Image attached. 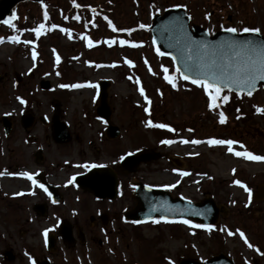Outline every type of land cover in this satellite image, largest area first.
I'll use <instances>...</instances> for the list:
<instances>
[{
    "label": "rangeland",
    "instance_id": "1",
    "mask_svg": "<svg viewBox=\"0 0 264 264\" xmlns=\"http://www.w3.org/2000/svg\"><path fill=\"white\" fill-rule=\"evenodd\" d=\"M177 3L191 11L195 23L205 20L209 30L218 21L237 31L256 26L264 33V0L27 1L13 9V27L0 22V119H10L13 130L9 137L3 136L0 122V264H34L44 258L52 264H178L182 258L205 261L218 254L234 264H264V199L252 200L257 186L264 184V160L235 156L227 145L217 144H211L213 148L201 144L200 152L192 156L184 145L187 140H231L233 151L264 157V91L250 97L224 92L220 97H228L222 101L227 109L222 111L218 105L209 109L203 90L176 76L172 61L153 48L149 26L156 12ZM40 24L44 27L37 35L33 29ZM10 29H15L17 42L9 40ZM168 71L175 88L165 82ZM104 80L109 82L110 122L120 130L116 139L103 134L105 125L96 115L97 85ZM74 84L88 88L71 87ZM235 101L239 111L234 110ZM55 102L60 105V121L74 137L66 145L50 144L46 149L45 159L56 166L54 179L61 186L95 161L114 163L119 154L141 147L161 150L180 163L159 161L145 174L144 182L163 188L179 183L178 194L194 201L213 197L225 213L218 224L210 232L181 222L126 223L117 231L84 234L82 244L71 246L54 232L56 246L47 252L44 235L55 217L34 214L32 197L17 199L32 189L23 174L37 168L30 159L17 157L43 147L51 121L44 125L40 117L52 118ZM221 113L224 123L219 122ZM27 114L34 122L24 131L20 119ZM149 121L168 127L149 126ZM164 140L171 143H161ZM5 172L14 178L6 180V187ZM194 172L202 174L198 183L192 178ZM9 250L14 255L11 261L3 256Z\"/></svg>",
    "mask_w": 264,
    "mask_h": 264
},
{
    "label": "water",
    "instance_id": "2",
    "mask_svg": "<svg viewBox=\"0 0 264 264\" xmlns=\"http://www.w3.org/2000/svg\"><path fill=\"white\" fill-rule=\"evenodd\" d=\"M23 1L27 0H0V21H12L13 19L10 18L13 16V8ZM30 1L42 2L43 0ZM150 34L153 43L160 51L169 56L179 74L188 75L190 78H197L194 71L186 69V64L192 63V61H188L186 58L187 53L191 52L192 49L182 50V45L189 42H196V45L203 44L205 48L201 49V53L204 55L205 62L212 58L219 60L217 54L221 52H226L231 56L232 52L228 48L230 44L241 46L247 44L250 49L264 45V34L257 31L230 33L221 30L210 34L199 25H190V17L182 6L168 8L161 14L156 13L152 18ZM107 85L108 83L104 82L99 86L100 106L97 112L109 123L110 111L106 105ZM259 85L264 87V80L257 79L250 88L247 85L238 86L230 82L228 87H224L223 84H219V87L220 89H230L236 93L243 92L248 94L255 91ZM2 121L5 133L7 134L10 129V123L5 118ZM28 122L30 123L31 121ZM53 130L54 137L59 136L61 137V140L58 139L59 141H66V130L62 125L58 124L56 118L54 119ZM109 130L111 136L117 133L115 128L110 127ZM159 157V154L154 152L140 151L135 155H128L122 160L121 166L128 168V172H133L141 161L156 160ZM75 182L83 189L92 190L98 197L107 196L112 198L116 194V177L108 169H94L88 175L78 176ZM258 191L259 198L263 197V190L259 188ZM132 197L136 203L135 207L125 215L132 222H149L155 218L161 219L163 217L161 220L166 222L178 219H190L201 226L212 227L218 218V209L212 199L192 203L181 198H172L163 189H153L142 184L135 185ZM60 235L64 241L69 242L71 239V234L68 231L63 230L60 232ZM48 244L49 246H53L54 239L51 238ZM9 259H12L10 255ZM179 264H232V262L223 254H219L205 262L182 259Z\"/></svg>",
    "mask_w": 264,
    "mask_h": 264
},
{
    "label": "flooded vegetation",
    "instance_id": "3",
    "mask_svg": "<svg viewBox=\"0 0 264 264\" xmlns=\"http://www.w3.org/2000/svg\"><path fill=\"white\" fill-rule=\"evenodd\" d=\"M12 131L13 130L11 129L7 137L10 136ZM46 135V140L43 138V147L42 145L37 147V150L29 153L27 156L25 155L23 157V154H21V156L18 155L17 157V159L19 157L23 159L28 158L37 167L32 173H28L32 176V179L36 181L35 184L24 177L25 180H29L33 185V188L30 191H34L19 194L20 197L17 199L30 197L35 199L36 201L31 204V211L40 217L46 215L54 216L55 219L53 223L48 227L49 231L51 233H59L60 230L71 231L75 238L76 244L74 243V245L82 244L84 242V238L83 242L80 240L79 234L84 235L87 233H95L99 230L109 232L117 231V228L121 229L120 224L126 225V220L123 215L134 205L131 197L133 183L144 182L145 174L148 175V170L152 165L158 164V161L151 164L140 165L136 174H127V172L123 171L119 166V158H116L114 164H101L96 161L83 167L79 173H86L91 168L95 167H108L115 173L118 179V195L116 197L110 198L105 196L98 198L91 191H84L83 189L74 186L72 181L69 183L68 180L64 187L55 181V172L53 170L56 166L45 159V157H48L46 149L49 148L50 144L58 147L63 145L57 144L51 134L47 133ZM72 140L73 137L71 136L70 142ZM163 160H166L170 164H173L174 162L173 158L165 153ZM9 169H11V166H9ZM14 169L18 171L20 168L16 165ZM134 176H138V180L133 181ZM41 185L43 187H40ZM179 189L180 185H175L174 187L171 186L170 192L178 194ZM23 190L26 191L27 189L23 188ZM128 191H130L129 195ZM127 199L130 201L129 204H126ZM20 205L22 206V204ZM83 214L87 215V217H84ZM44 248L46 249V247ZM46 251L49 252L48 250Z\"/></svg>",
    "mask_w": 264,
    "mask_h": 264
},
{
    "label": "snow or ice",
    "instance_id": "4",
    "mask_svg": "<svg viewBox=\"0 0 264 264\" xmlns=\"http://www.w3.org/2000/svg\"><path fill=\"white\" fill-rule=\"evenodd\" d=\"M43 6V5H42ZM15 18V13H13V16L10 19ZM46 18V16H45ZM5 24H8L9 27H12L10 21H4ZM44 25L40 24L37 28L33 29V31L36 32L37 35L40 34L41 29H43ZM109 27H111V23H109ZM141 27H144V25H141ZM115 30V29H113ZM225 31L234 33L237 31L236 28H227ZM243 32H255L256 29H249V28H243ZM11 40L15 41L17 40V37L13 36L10 38ZM121 44L125 43L124 41L120 42ZM179 43V41H178ZM88 45L91 46V41L88 42ZM195 46V47H194ZM205 46L203 44L196 45V42H189L185 45H182V50L184 49H192L191 52L187 53V60L192 61L191 64H186V69L190 71H194L197 75V78H190L188 75H181L179 78L185 81L190 80V83L195 85L198 88H201L204 92V94L208 97V108L212 109L214 107H217V105L214 103L217 98L226 101L228 99L227 96L220 97V87L219 84H223L224 87H228L229 82L232 84H236L238 86L247 85L249 88L254 84V82L259 80H264V45L255 47V48H249L247 44L241 46L236 44H230L228 45L229 50L232 52V55L229 56L226 52L218 53L219 60L216 58L209 59L207 62L204 60V55L201 53V49H204ZM158 55H164V53H161L159 49H157ZM35 57V53H33V58ZM59 58L57 57V60ZM125 63H128L129 66H131L130 61H125ZM165 72H167V69H164ZM164 79L173 87H176V84L173 82V79L165 75ZM137 84H139V81H137ZM64 87H67L66 85ZM71 87H81V85L74 84ZM138 91L140 92L141 96H144V91L142 89L138 88ZM251 95V92L248 93ZM237 95H239V92H237ZM145 102L147 103V97H145ZM23 103V101H21ZM145 113L149 111L147 107L144 108ZM259 111V109H257ZM225 117L223 113L220 114V123H224ZM149 126H154L157 128H167V125L164 124H156L152 125L151 121L148 122ZM169 131H172V129H168ZM161 143L168 144L171 143V141L164 140L161 141ZM192 143H199V141H192ZM209 144H217V145H227L228 151L232 153L235 156H242L245 159L248 160H264V157L253 155L250 152H239L233 151L232 145L233 141L231 140H209ZM27 179L32 180V183L35 184L36 181L32 179V176L28 173L23 174ZM71 183V180L69 181ZM234 183L239 184L240 187L245 188V191L247 192L248 189L243 185L240 184L239 181H234ZM40 187H43L42 185ZM163 219V217H161ZM153 223H156V221H153ZM183 223L187 224L188 221H183ZM196 227H201L200 225H196ZM210 227V226H205ZM231 235V233H229ZM241 239H244V234L240 233ZM245 243L247 244L248 241L245 240ZM251 247V245H248Z\"/></svg>",
    "mask_w": 264,
    "mask_h": 264
},
{
    "label": "trees",
    "instance_id": "5",
    "mask_svg": "<svg viewBox=\"0 0 264 264\" xmlns=\"http://www.w3.org/2000/svg\"><path fill=\"white\" fill-rule=\"evenodd\" d=\"M177 4H179V3H177ZM188 13L191 15V18H192V21H196L195 19H193V15H192V13H191V11L188 9ZM204 19H206V18H204ZM200 24H203V26L205 25V20H202L201 22H199ZM220 27H221V24H220V22H218V21H215V23H213V25H212V28L214 29V30H216V29H220ZM255 27L256 26H244L243 28H250V29H255Z\"/></svg>",
    "mask_w": 264,
    "mask_h": 264
}]
</instances>
